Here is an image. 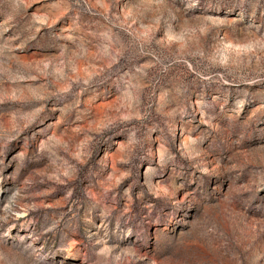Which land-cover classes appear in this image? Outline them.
Returning <instances> with one entry per match:
<instances>
[{
  "label": "rangeland",
  "instance_id": "374dc122",
  "mask_svg": "<svg viewBox=\"0 0 264 264\" xmlns=\"http://www.w3.org/2000/svg\"><path fill=\"white\" fill-rule=\"evenodd\" d=\"M0 264H264V0H0Z\"/></svg>",
  "mask_w": 264,
  "mask_h": 264
}]
</instances>
